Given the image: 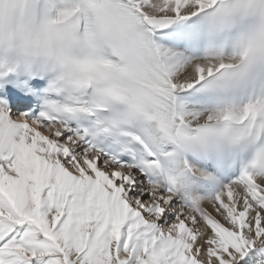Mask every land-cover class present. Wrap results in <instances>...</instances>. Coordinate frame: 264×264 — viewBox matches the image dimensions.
<instances>
[{"label": "snow or ice", "instance_id": "6c2138e0", "mask_svg": "<svg viewBox=\"0 0 264 264\" xmlns=\"http://www.w3.org/2000/svg\"><path fill=\"white\" fill-rule=\"evenodd\" d=\"M0 264H264V0H0Z\"/></svg>", "mask_w": 264, "mask_h": 264}]
</instances>
